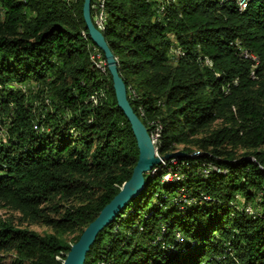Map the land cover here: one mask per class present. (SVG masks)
<instances>
[{
    "label": "trees",
    "instance_id": "trees-1",
    "mask_svg": "<svg viewBox=\"0 0 264 264\" xmlns=\"http://www.w3.org/2000/svg\"><path fill=\"white\" fill-rule=\"evenodd\" d=\"M246 1L91 0L158 155L184 156L144 176L84 264H264V0ZM82 6L0 0V209L20 221L0 217V264H62L137 162Z\"/></svg>",
    "mask_w": 264,
    "mask_h": 264
},
{
    "label": "water",
    "instance_id": "water-1",
    "mask_svg": "<svg viewBox=\"0 0 264 264\" xmlns=\"http://www.w3.org/2000/svg\"><path fill=\"white\" fill-rule=\"evenodd\" d=\"M91 0H83L82 16L88 36L94 45L103 53L106 68L110 74L117 107L129 123L138 148L137 162L132 175L126 181L113 199L105 205L97 217L83 230L78 241L74 243L66 254L62 264H84L90 247L94 244L97 235L107 227L118 213L134 198H136L145 186V175L151 173L154 167L162 161L183 157L184 154L177 151L160 157L157 153L151 137L134 113L127 97V89L118 72V63L110 50L102 32L93 24L91 13Z\"/></svg>",
    "mask_w": 264,
    "mask_h": 264
},
{
    "label": "rangeland",
    "instance_id": "rangeland-1",
    "mask_svg": "<svg viewBox=\"0 0 264 264\" xmlns=\"http://www.w3.org/2000/svg\"><path fill=\"white\" fill-rule=\"evenodd\" d=\"M217 125H219L218 122L214 123L212 125V128H215ZM0 138H1V136H0ZM172 164H176V162H173ZM168 178H174V179H169L168 180ZM164 179L167 180V181H178L181 178L176 174V172H173V173H170L169 175H167ZM157 193H159V192L157 191ZM155 202H156V197L152 196L151 199L149 200L148 204H147V209L153 208L154 205H155ZM249 213L252 214L251 211H249ZM0 217H12L14 222L17 225H20V221L18 220V215L16 213L7 212L4 209H0ZM19 227L20 228H26L28 230L37 232L38 234H41V235L47 234V233H49V234L52 233L51 229H49V228H47L45 226H40V225H28V224L23 223ZM64 238L66 240H69V239L72 238V236L71 235H67Z\"/></svg>",
    "mask_w": 264,
    "mask_h": 264
},
{
    "label": "bare ground",
    "instance_id": "bare-ground-1",
    "mask_svg": "<svg viewBox=\"0 0 264 264\" xmlns=\"http://www.w3.org/2000/svg\"><path fill=\"white\" fill-rule=\"evenodd\" d=\"M246 3H247V1L246 0H238V8H240L241 10H243L244 8H245V6H246ZM102 24V23H101ZM97 29V28H96ZM243 56V55H242ZM245 57H246V59L248 58V56L247 55H245ZM252 58V57H251ZM245 59V60H246ZM92 64H93V67H95L96 69H98L99 71H103L104 70V65H105V63H103V64H99V63H97L96 61H95V58L92 60ZM157 138H158V131L156 132V133H154L152 136H151V140H152V142L153 143H155L156 142V140H157ZM172 160V159H171ZM164 162L165 161H162L160 164H162V165H164ZM154 168H156V167H154ZM210 168V167H209ZM213 169V171H215V172H217V173H219L220 171L219 170H217L215 167H213L212 168ZM156 170L157 169H153L152 171H151V173L153 174V173H155L156 172Z\"/></svg>",
    "mask_w": 264,
    "mask_h": 264
},
{
    "label": "built area",
    "instance_id": "built-area-1",
    "mask_svg": "<svg viewBox=\"0 0 264 264\" xmlns=\"http://www.w3.org/2000/svg\"><path fill=\"white\" fill-rule=\"evenodd\" d=\"M97 16H98V13H97ZM97 52H99V51H97V50H95V55H96V57H97ZM105 67H106V64H105ZM169 179H174V178H168V180ZM167 181V180H166Z\"/></svg>",
    "mask_w": 264,
    "mask_h": 264
}]
</instances>
